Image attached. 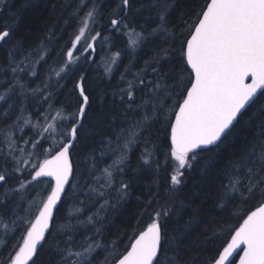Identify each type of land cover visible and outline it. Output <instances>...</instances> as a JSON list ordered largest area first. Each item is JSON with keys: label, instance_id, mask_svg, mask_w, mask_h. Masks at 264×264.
I'll return each mask as SVG.
<instances>
[{"label": "snow or ice", "instance_id": "obj_1", "mask_svg": "<svg viewBox=\"0 0 264 264\" xmlns=\"http://www.w3.org/2000/svg\"><path fill=\"white\" fill-rule=\"evenodd\" d=\"M171 7L168 0H157L155 4L148 5L149 10H155L159 20L149 35L159 32L172 40L168 47L156 49L154 58L146 61V67H151L154 79L146 83L142 74L134 73L127 88L121 89V97L126 95L128 98L129 110H133V105L141 110L151 107V116L146 113L142 119L131 122L123 145L119 144V140L120 136L125 135V130L117 136L116 146L111 151L118 155L103 170L105 183L100 185V189L115 190L121 199L128 194L129 185L121 181L119 188H113L114 173L123 172L129 148L151 126L146 125V122L158 120L173 96L182 98L167 109L169 118L165 119L163 127L169 143L163 164L172 165L170 183L177 186L182 183V170L194 166L198 158L197 150L212 153L213 148H219L223 138L239 123L246 106L250 107L255 103L257 91L262 90L261 94L264 95V0H205L202 7L194 9L195 14L187 29L178 34L174 29L168 28ZM84 9L87 11L79 18L70 41L66 42V45L70 43V47H66V51L62 48L57 53L60 59L54 61L53 67L49 68V76L55 75L63 79L61 74L66 71L67 66L77 61L76 52L81 48L84 52L95 51L94 42L102 35L101 31H95L93 27L100 15L99 5L95 0L91 4L80 0L72 16H77ZM131 9V0H119L111 13L114 17L110 21L113 31L128 28L127 24L122 25V19L126 18ZM122 12L124 17L121 16ZM13 30L11 26L0 30V44L10 42ZM124 34L128 37V47L133 50L145 39L144 34L136 32L134 28H129ZM178 39L180 45L177 57L175 42ZM165 43H168L167 39ZM21 53H24V48L17 41L8 50L6 63L0 69L4 72L10 70L12 74L9 91H14L13 86L18 84L21 88L20 94L24 95L27 86L20 84L19 73L37 75L36 65L47 63L45 53L50 55V52L42 41L37 48H30L24 55H20ZM17 55H20L19 60L16 59ZM119 55V52L113 54L111 62L106 64V72L111 70ZM175 58L191 69L190 77L186 81L182 76L172 75L174 68L163 73L160 70L162 61ZM56 64H59L58 68ZM84 79L81 75L74 86L79 92L78 101L82 102L72 114L70 127H61L56 123L57 120L67 119L63 117L62 109L57 110L56 115L50 119L46 116L43 124L37 121L32 124V135L24 139V144L31 145V149L20 147L18 140L12 136V129L19 128L23 131L25 125L32 123L30 118L17 116V121L23 119L22 125L13 123L0 130L7 147V151L0 155V163L8 165L0 169V188L3 189L0 192V207H5L4 201L11 198L12 213L16 215V219L12 221L14 231L24 229L4 264H36L35 257L47 241V236L52 235L55 238L67 228L66 225H57L56 211L68 195L66 185L71 183L70 177L74 174L71 150L75 147L74 141L79 138L80 128L83 127L82 120L87 112L86 106L89 104ZM169 79L172 80L171 84L168 83ZM249 80L250 82H246ZM47 86L45 84V88ZM140 86L147 88V98L142 96L141 103L137 104L134 93ZM31 92L35 95L41 89L35 88ZM4 99L5 94H0V100ZM49 99L50 96L44 97L45 102ZM7 114L5 110V116ZM133 115H136L134 111ZM253 120L257 122L252 124ZM245 124L250 129V139L240 152L239 159L232 165L233 171L229 176V184L225 186L224 197L228 201L238 200L245 204L259 196L260 202L254 206V210L249 206L246 216L239 217L242 223L235 228L231 239L219 251L218 256L212 258L211 264H232L230 257L241 246L243 254L240 255L238 264H264V106ZM144 142L145 149L141 159L149 164L154 153L147 147L148 138ZM155 164L159 168L161 162L157 159ZM17 173L24 174L25 178L18 180L15 175ZM9 180H18V183L10 186ZM89 187L96 195L103 197L106 194L105 191ZM33 192L36 195L29 200L28 197ZM72 195L75 196L76 193L73 192ZM25 200L28 207L24 208V215H19L17 209ZM153 202L149 199L145 211L151 208ZM107 203L105 200L101 208ZM171 215L172 211L167 207L155 209L147 226L138 235L129 237L130 247L125 246L123 252L119 251L115 241L100 245L95 241L89 242V238L85 236L83 242L73 245L71 236L63 244L57 240L54 245V254L58 256L57 264H93V253L98 247H103L107 253L102 264H113V261L114 264H179V238H169L164 227V219ZM86 223H93L92 217ZM169 250H172V255L168 254Z\"/></svg>", "mask_w": 264, "mask_h": 264}, {"label": "trees", "instance_id": "obj_2", "mask_svg": "<svg viewBox=\"0 0 264 264\" xmlns=\"http://www.w3.org/2000/svg\"><path fill=\"white\" fill-rule=\"evenodd\" d=\"M84 2L91 4L93 0ZM156 2L157 0H131L132 9L126 18L122 19V25L127 24L128 28L113 31L110 30V21L114 18L111 13L119 0H95L99 5L100 15L93 27L95 31H101L102 35L94 43L92 63L89 65L91 52H83L81 48L75 53L77 61L67 66L66 71L61 74L64 78L61 79L55 75L49 76L48 72L54 61L60 59L57 53H60L62 48L66 51V47H70V43L66 45V42L70 41L79 18L87 11L84 9L77 16H72L80 0L0 1V30L5 26L14 29L10 42L0 44V66L6 63L8 50L17 41L21 42L24 48V53L20 55L26 54L30 48H37L42 41L50 52V55L45 53L47 63L41 62L36 65L37 75L19 73L20 84L27 86L24 95L20 94L21 88L18 84L13 86L14 91H9L8 85L12 83V74L10 70L4 72L0 69V94H5V99L0 100V130L13 123L22 125L23 119L17 121V116L30 118L32 123L25 125L23 131L13 128L12 136L18 140L20 147L31 149V145L24 144V139L32 135V124L37 121L43 124L46 122V116L50 119L56 115L57 110L62 109V115L67 119L57 120L56 123L61 127L71 126L72 114L81 102L78 101L79 96L74 87L81 75L85 77L83 83L89 96L86 116L82 120L83 127L80 128L79 138L71 150L74 174L67 188L68 195L64 197L56 211L57 225H66L67 228L55 238L52 235L47 236V241L43 243L35 257L36 264H57L58 256L54 254L55 242L59 240L63 244L69 236L73 238V245L83 242L85 236L89 238V242L95 241L100 245H108L115 241L119 251L123 252L125 246L130 247L129 237L138 235L150 222V215H154V210L160 207H167L172 211V215L164 219V227L169 238L172 236L179 238V264H211L212 258L218 256L219 251H222L231 239L235 228L242 223L239 217L246 216L249 206L254 210V206L260 202L259 196L253 197L245 204L238 200L228 201L224 193L233 171L232 165L239 159L240 152L250 139V129L245 122L264 106V95L261 92L255 103L246 108L236 127L223 138L219 148L212 149L215 155L208 151L197 152L198 158L194 166L182 170L184 171L182 183L177 186L170 183L172 165L163 164L169 143L163 127L165 119L169 118L167 109L172 107L173 102L182 98L173 96L158 120L146 122V125L151 126L137 143L129 148L123 172L114 173L113 188H119L120 182L124 181L129 185L128 194L121 199L115 190L100 189V185L105 183L103 170L112 164L118 155L111 151L116 146L117 136L125 130V135L120 136L119 140V144L123 145L127 138L126 130L131 122L142 119L146 113L151 116L150 106L141 110L133 105V110H129L127 96L121 97L120 93L121 89L127 88L128 81L133 80L134 73L142 74L146 83L153 80L151 67H146V61L154 58L156 49L166 48L172 43L171 38L159 32L149 35L159 23L155 10L148 8L150 3ZM204 2L205 0H168V3L172 4L168 13V28L174 29L177 34L187 29L195 14L194 9L198 10ZM124 15L122 12L121 16ZM129 28H134L136 32H142L145 36L135 50L128 47V37L124 34ZM166 39L168 43H165ZM179 45L178 39L175 42L177 57ZM117 52L120 55L112 64L111 70L106 72V64L111 62V57ZM20 55L16 56L17 60L20 59ZM55 66L58 68L59 64ZM173 68L175 71L172 75L182 76L185 81L190 77L187 66L178 58L162 61L160 70L163 73ZM168 83L171 84L172 80L169 79ZM45 84L48 85L46 88ZM35 88H40L41 92L33 95L31 90ZM146 92L147 88L143 86L135 91L137 104L141 103L142 96L147 98ZM48 96L50 99L45 102L44 97ZM133 111L136 113L135 116ZM256 122L251 121L252 124ZM145 138L149 140L147 147L154 153L149 164H145L141 159L145 149ZM6 151L7 147L0 133V155ZM157 159L161 162L159 168L155 164ZM6 166L8 165L0 163V169ZM27 167L29 166H25ZM15 175L18 180L25 178L22 173ZM18 180H9L8 184L14 186ZM89 186L105 191L106 194L103 197L96 195L91 192ZM2 191L0 188V192ZM73 192L76 193L75 196L72 195ZM35 195L33 192L28 199ZM149 199L154 202L151 208L145 211ZM105 200L108 203L101 208ZM4 205L5 207H0V264H4L12 252L13 245L24 231V229L14 231L12 221L16 219V215L12 213L11 198L5 200ZM27 207L28 203L25 200L17 209V213L24 215V208ZM76 209L81 211L77 212ZM89 217L93 220L91 224L86 223ZM97 229L100 231L97 232ZM106 254L103 247L96 248L93 253V264H102ZM168 254L172 255V250H169ZM161 259L163 261V255Z\"/></svg>", "mask_w": 264, "mask_h": 264}, {"label": "water", "instance_id": "obj_3", "mask_svg": "<svg viewBox=\"0 0 264 264\" xmlns=\"http://www.w3.org/2000/svg\"><path fill=\"white\" fill-rule=\"evenodd\" d=\"M110 30H112L111 29V27H110ZM95 43V42H94ZM91 52V56H90V60H89V65L92 63V60H93V56H94V53H95V51H90ZM188 70L190 71V73H191V69L190 68H188ZM84 76V75H83ZM246 82H250V80L249 81H246ZM262 90H258L257 91V95H256V97L258 96V94L261 92ZM77 93H78V96H79V92H78V90H77ZM82 102V101H81ZM88 106V105H87ZM87 106H86V109H87ZM246 108H247V106H246ZM243 111V110H242ZM173 119H174V117H173ZM74 143H75V141H74ZM198 151H201V150H197V152ZM73 176V175H72ZM72 176L70 177V180L72 179ZM45 179H47V178H45ZM68 186L69 185H66V188H68ZM242 248H243V246H241V248L240 249H237V251H236V253H234L233 254V257H230V259H231V261H232V263L233 264H238V262H239V258H240V255H242L243 254V252H242ZM238 253V254H237Z\"/></svg>", "mask_w": 264, "mask_h": 264}, {"label": "rangeland", "instance_id": "obj_4", "mask_svg": "<svg viewBox=\"0 0 264 264\" xmlns=\"http://www.w3.org/2000/svg\"><path fill=\"white\" fill-rule=\"evenodd\" d=\"M105 47V49L107 48L106 46H104ZM82 51L84 52V50L82 49ZM103 59H105L104 57H103ZM104 61H106V60H104ZM108 61V60H107Z\"/></svg>", "mask_w": 264, "mask_h": 264}, {"label": "flooded vegetation", "instance_id": "obj_5", "mask_svg": "<svg viewBox=\"0 0 264 264\" xmlns=\"http://www.w3.org/2000/svg\"><path fill=\"white\" fill-rule=\"evenodd\" d=\"M1 1V0H0Z\"/></svg>", "mask_w": 264, "mask_h": 264}]
</instances>
